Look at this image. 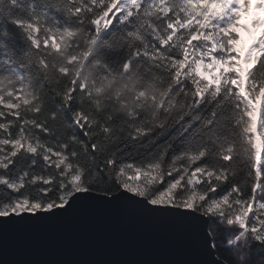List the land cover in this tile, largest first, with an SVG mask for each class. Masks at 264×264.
<instances>
[{
  "label": "snow or ice",
  "instance_id": "snow-or-ice-1",
  "mask_svg": "<svg viewBox=\"0 0 264 264\" xmlns=\"http://www.w3.org/2000/svg\"><path fill=\"white\" fill-rule=\"evenodd\" d=\"M242 12L259 26L264 0H0V225L120 209L179 264H264V30L241 57Z\"/></svg>",
  "mask_w": 264,
  "mask_h": 264
},
{
  "label": "water",
  "instance_id": "water-1",
  "mask_svg": "<svg viewBox=\"0 0 264 264\" xmlns=\"http://www.w3.org/2000/svg\"><path fill=\"white\" fill-rule=\"evenodd\" d=\"M192 258L166 228L120 209L28 228L0 225V264H179Z\"/></svg>",
  "mask_w": 264,
  "mask_h": 264
},
{
  "label": "trees",
  "instance_id": "trees-1",
  "mask_svg": "<svg viewBox=\"0 0 264 264\" xmlns=\"http://www.w3.org/2000/svg\"><path fill=\"white\" fill-rule=\"evenodd\" d=\"M239 26L238 27H236L235 29H233V31L239 36V39H238V41H237V43H236V48H237V50L239 51V52H241L242 50H243V48H244V39H243V37H242V34H245L246 35V37H248V32L246 31V29L244 28V27H242L241 26V24H238ZM256 28V30H258L259 32L261 31V30H264V22H262L259 26H257V27H255ZM37 35H39V33H37ZM57 39V42H59L58 41V38H56ZM52 41H50L49 43H51ZM20 44V41L19 40H17V45H19ZM244 67L245 68H248V67H251V65H246V64H244ZM226 70V69H225ZM216 71H217V74H218V72H219V67H217V69H216ZM3 107V105H0V108H2ZM0 122H5L4 120H3V118L2 117H0ZM59 121H57L56 122V124L57 125H59ZM0 132H2V130H0ZM5 147H8V146H5Z\"/></svg>",
  "mask_w": 264,
  "mask_h": 264
},
{
  "label": "rangeland",
  "instance_id": "rangeland-1",
  "mask_svg": "<svg viewBox=\"0 0 264 264\" xmlns=\"http://www.w3.org/2000/svg\"><path fill=\"white\" fill-rule=\"evenodd\" d=\"M245 16H246V14L242 12L239 21H241L243 25L247 26L248 25V18H246ZM243 37H245V36L243 35ZM206 75H208V74H206ZM211 75H217V72L215 71V72L211 73ZM209 78H210V76H209Z\"/></svg>",
  "mask_w": 264,
  "mask_h": 264
},
{
  "label": "clouds",
  "instance_id": "clouds-1",
  "mask_svg": "<svg viewBox=\"0 0 264 264\" xmlns=\"http://www.w3.org/2000/svg\"><path fill=\"white\" fill-rule=\"evenodd\" d=\"M108 95H111V93H109ZM236 259L239 261V257L237 256Z\"/></svg>",
  "mask_w": 264,
  "mask_h": 264
}]
</instances>
